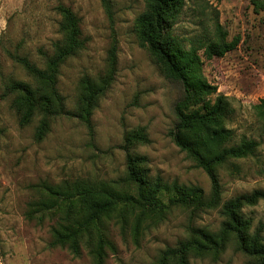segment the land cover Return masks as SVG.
Listing matches in <instances>:
<instances>
[{
    "label": "rangeland",
    "instance_id": "rangeland-1",
    "mask_svg": "<svg viewBox=\"0 0 264 264\" xmlns=\"http://www.w3.org/2000/svg\"><path fill=\"white\" fill-rule=\"evenodd\" d=\"M0 0V264H95L82 247L74 256L67 247H52L58 215L43 222L30 219L32 203L41 198L43 184L62 186L78 180L106 183L134 192L124 179L127 134L145 128L149 142L133 152L147 157L150 175L165 182L200 186L211 193V181L173 142L170 132L177 123L176 105L184 98L183 86L167 79L149 52L142 47L136 21L145 12V0ZM71 8L81 20L85 47L62 67L59 89L67 109L75 111L83 77L98 79L109 68V55L117 46L115 80L93 116L94 140L75 118L54 120L42 142L36 140L39 120L28 126L4 98L10 81L32 83L13 59L29 58L44 67L63 40L62 16L57 8ZM219 24L235 49L208 61L203 75L228 97L233 108L227 126L236 141L242 137L259 144L254 157L234 161L219 169L222 203L264 190V120L257 107L264 99V0H186L182 14L172 23L173 33L189 49L217 38ZM203 55V51L200 52ZM244 215L254 228L264 224V201L246 207ZM224 222L220 209L201 213L194 225L218 232ZM135 217L122 227L117 218L106 221L108 238L105 264H155L168 247L188 238L189 212L173 208L160 220L147 219L139 235ZM249 258L234 243L214 257H192L191 264H247Z\"/></svg>",
    "mask_w": 264,
    "mask_h": 264
},
{
    "label": "trees",
    "instance_id": "trees-1",
    "mask_svg": "<svg viewBox=\"0 0 264 264\" xmlns=\"http://www.w3.org/2000/svg\"><path fill=\"white\" fill-rule=\"evenodd\" d=\"M147 8L136 21L137 35L164 76L180 83L184 98L176 105L177 123L170 132L175 145L186 154L197 169H202L211 181V193L197 185L165 182L160 176L153 178L148 159L133 152L137 144H147L145 128L127 134L124 150L127 154V172L124 182L134 192L118 186L78 180L62 186L43 184L41 198L31 205L30 219L43 222L47 217L58 215L53 230L52 247H67L79 257L86 246L95 264H105L107 249L113 244L108 238L106 221L117 218L124 227L130 216L135 217L134 233L139 235L147 219L160 220L173 208L189 212L188 238L175 247L165 249L155 264H191L192 257H218L229 244L248 257L247 264H264V224L254 228L253 221L243 210L264 201V190H256L222 203V186L219 169L236 168L234 161L254 157L259 144L247 137L236 141L227 123L233 114L228 97L218 95L203 75V57L211 61L224 57L235 49L229 43L222 27L217 24V38L201 47L189 49L173 33L172 23L182 14L186 0H145ZM108 13L109 2L104 0ZM62 21L60 31L63 40L54 45L44 67L29 58L14 56L13 59L32 79V83L10 81L3 97H12V109L20 118L21 126L39 120L36 140L42 142L51 131L52 122L58 118H75L83 123L94 140L93 116L101 99L110 90L116 75L117 46L109 55V68L105 76L93 79L85 76L79 85V101L75 111L67 109L66 98L59 89V76L63 65L85 47L81 20L69 7L57 8ZM203 51V55L200 52ZM264 120V99L257 107ZM220 209L224 222L218 232L194 225L201 213Z\"/></svg>",
    "mask_w": 264,
    "mask_h": 264
}]
</instances>
